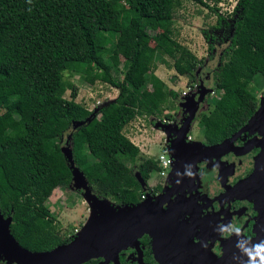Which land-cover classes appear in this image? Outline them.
Returning <instances> with one entry per match:
<instances>
[{
	"label": "trees",
	"instance_id": "trees-1",
	"mask_svg": "<svg viewBox=\"0 0 264 264\" xmlns=\"http://www.w3.org/2000/svg\"><path fill=\"white\" fill-rule=\"evenodd\" d=\"M193 1L217 17L204 32L209 58L216 42L228 36L212 75L215 95L198 120L203 141L215 145L238 133L259 108L254 87L264 91V0H239L226 18L206 0ZM180 5L179 0H0V210L12 218L11 234L24 249L48 252L72 240L52 229L46 206L54 188H70L64 135L71 137L74 163L95 195L122 206L142 201L136 173L121 158L137 161L146 183L160 168L154 159L130 155L124 129L136 118L171 119L165 111L177 94L155 74L158 61L168 59L177 75L196 80L200 61L174 37ZM81 71L118 95L73 131V123L86 121L92 111L76 101L78 89L64 74ZM149 190L156 195L161 187Z\"/></svg>",
	"mask_w": 264,
	"mask_h": 264
},
{
	"label": "water",
	"instance_id": "water-1",
	"mask_svg": "<svg viewBox=\"0 0 264 264\" xmlns=\"http://www.w3.org/2000/svg\"><path fill=\"white\" fill-rule=\"evenodd\" d=\"M212 89L199 84L198 98H185L181 104L186 115L180 128L173 125L157 124L156 128L163 131L166 136L173 135L171 147L168 148L172 159H179V152H188L200 158L224 154L228 151H239L244 154L252 148H261L256 159L254 174L234 186L229 194L245 199H254L258 212V228L255 244L264 241V97L259 100V108L255 115L239 132H258L262 138L253 140L242 147H236L231 139L215 145L206 146L200 142L187 141L191 125L204 102L205 97ZM98 110L91 113L84 122H74L73 131L89 124ZM69 136L61 152L66 159L72 174V186L83 194L95 216L91 221L65 245L56 247L48 252H31L19 245L11 234V217H4L0 210V260L6 264H85L101 257L116 259L118 253L129 246L136 245L139 238L148 235L153 244L154 252L160 264H193L178 252L193 250L187 233L181 230L182 204L169 207L168 201L173 195L174 186L171 184L173 170L170 173V183L167 189L159 196L152 195L147 183L139 173L136 179L143 189L146 198L138 205L115 206L106 199L95 195L88 184L84 174L76 167L72 150L68 145ZM182 164V162H180ZM174 255H170V252ZM246 255L226 254L222 260L213 264H247ZM206 264H212L207 262Z\"/></svg>",
	"mask_w": 264,
	"mask_h": 264
},
{
	"label": "flooded vegetation",
	"instance_id": "flooded-vegetation-1",
	"mask_svg": "<svg viewBox=\"0 0 264 264\" xmlns=\"http://www.w3.org/2000/svg\"><path fill=\"white\" fill-rule=\"evenodd\" d=\"M198 82L205 85L210 76L197 74ZM208 86V85H205ZM198 94L196 99L198 98ZM200 109L195 117L197 118ZM185 116H182L173 126L180 128ZM194 122V121H193ZM193 125V123H192ZM232 142L236 147H242L253 140L262 138L258 132L236 133ZM173 135L164 136V146L171 147ZM189 143L194 142L187 140ZM210 146L205 141L201 142ZM261 148H252L242 154L239 151H228L213 157H199L188 152H179V159L173 164L171 184L174 186L173 195L168 201L169 207H177L182 204L181 230L187 233L189 243L193 250L178 252L185 256L193 264L216 263L222 260L226 254H235L242 257L243 253L237 248L239 240L249 242V246L255 244L258 228V212L254 199H245L229 194V191L241 181L251 177L256 168V159L260 155ZM182 162V164H180ZM166 179H162L158 185L161 187L159 196L167 189ZM146 196V195H145ZM235 223L241 227V235H226L220 231L221 227ZM170 252V255H174ZM89 264H160L157 260L152 240L148 235L139 238L136 245L127 247L118 253L116 259L98 258L89 261Z\"/></svg>",
	"mask_w": 264,
	"mask_h": 264
},
{
	"label": "rangeland",
	"instance_id": "rangeland-1",
	"mask_svg": "<svg viewBox=\"0 0 264 264\" xmlns=\"http://www.w3.org/2000/svg\"><path fill=\"white\" fill-rule=\"evenodd\" d=\"M179 1L181 5L175 10L173 20L174 37L179 43L187 47L198 61H200L196 73V80L177 75L172 68L171 61L168 59H166L167 64H161V61L157 62L155 74L165 82L170 90L177 94V98L170 102L172 109L165 111V114L171 117L169 121L165 120L163 117L158 119L146 117L136 118L124 129V134L132 143L130 155L136 160L140 157L157 159L162 154L165 144L164 136L166 137V134L159 128L157 129L156 125L160 123L174 125L182 116H185L181 104L184 102L185 98H196L199 92L198 72H200L202 76H210L209 82L207 84L205 83V85H208L212 91L205 97L201 111L194 120L193 125H191L189 136L194 142H203L198 120L202 114L207 113V100L215 95L212 75L220 64L222 51L228 46V36L216 42L212 59L209 58L208 43L205 40L204 32L210 31L216 24V15L210 13L207 8L194 3L193 0ZM238 1L239 0H219L217 4L215 0H206L205 2L209 7L216 6L219 9L218 14L226 18L231 14ZM231 19L232 18H227L228 23L231 22ZM219 35H221V31ZM64 79L76 86L78 89L76 101L85 105L92 113L96 109L98 110L100 107L113 102L118 95L116 89L106 84L95 82L94 79L90 75L85 74L84 71L75 75L65 73ZM254 88L258 99L262 100L264 97L263 89L260 87L258 88V86L256 87V85ZM65 97L69 98V92ZM67 139L68 137L64 135L61 140V146L65 145ZM69 141L70 139L68 140V145ZM121 159L134 171V173H138L137 161L133 162L130 158L126 157H122ZM169 174L170 172L168 171L166 178H160L158 173H154L147 185L150 189H154L162 179H166V186H168L170 183ZM101 197L113 203L115 206H121L108 196L101 195ZM46 206L49 208L50 217L53 219L52 229L64 240L73 239V237L91 221L92 217L95 216V212L84 199L83 194L75 190L72 186V174L70 188L64 190L54 188Z\"/></svg>",
	"mask_w": 264,
	"mask_h": 264
},
{
	"label": "clouds",
	"instance_id": "clouds-1",
	"mask_svg": "<svg viewBox=\"0 0 264 264\" xmlns=\"http://www.w3.org/2000/svg\"><path fill=\"white\" fill-rule=\"evenodd\" d=\"M220 231L226 235H231L233 233L237 236L241 235V227L235 223L229 224L226 227H221ZM237 248L247 256V264H264V241L249 246L248 241L241 239L237 243Z\"/></svg>",
	"mask_w": 264,
	"mask_h": 264
},
{
	"label": "built area",
	"instance_id": "built-area-1",
	"mask_svg": "<svg viewBox=\"0 0 264 264\" xmlns=\"http://www.w3.org/2000/svg\"><path fill=\"white\" fill-rule=\"evenodd\" d=\"M187 140H191V137L188 135ZM158 162L160 171L158 172V176L160 178H166L168 171L170 172V169L172 167L173 159L170 157L168 148L163 146L162 154L155 159ZM146 196L142 195L141 200H145Z\"/></svg>",
	"mask_w": 264,
	"mask_h": 264
},
{
	"label": "crops",
	"instance_id": "crops-1",
	"mask_svg": "<svg viewBox=\"0 0 264 264\" xmlns=\"http://www.w3.org/2000/svg\"><path fill=\"white\" fill-rule=\"evenodd\" d=\"M149 156V155H148ZM150 159H152V158H150ZM155 160V159H154ZM149 187V186H148Z\"/></svg>",
	"mask_w": 264,
	"mask_h": 264
}]
</instances>
